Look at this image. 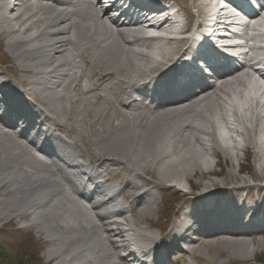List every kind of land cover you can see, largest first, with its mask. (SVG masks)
<instances>
[{"label":"bare ground","instance_id":"bare-ground-1","mask_svg":"<svg viewBox=\"0 0 264 264\" xmlns=\"http://www.w3.org/2000/svg\"><path fill=\"white\" fill-rule=\"evenodd\" d=\"M11 1L12 2H10V0H0V8L3 9L5 7V12L3 13L2 11L0 13V32L9 39L7 47L12 50L18 68L23 74L19 82L23 87H26V92L29 96L40 97L42 100H47V97L52 94L49 93L50 89L54 90L58 87L61 88V91L55 92V97H62L63 99H69L71 97L77 98L78 96L87 97L86 93H74L72 95L71 83L78 80L79 73L81 76L88 75V82H90L93 72H87L88 65V69L92 66H98L101 71H105L98 79V88H105V85H102L101 82L104 81L103 79L107 76L123 75L128 83L125 80H119V83L116 84L118 90H122L125 85H130L131 92L140 93L142 86L145 85L140 84L138 86L137 83L143 81V79L140 80V77L149 78L157 69L165 68L168 63L180 61L182 54L178 56V53L180 44L183 42L179 41H176L177 47L159 46L153 48L150 52L135 51V45L140 44L142 47L148 49L151 45V42L148 40L155 39H145L137 35L139 31L133 34L125 33V30L130 29L131 26L134 27L139 25V21L137 20L134 23L124 21L126 25L124 23L112 22L108 12L106 13V11L103 12L100 10L98 5L100 0H39L38 2L49 1L50 4L44 6L40 4L34 6L29 4V0ZM75 1H77L76 6L73 5ZM61 5L66 6L68 9L64 8L58 10V6ZM80 5H84L91 9V13L95 12L97 15L93 16L91 19H86L87 22H83L85 15ZM140 5L148 6L149 4ZM198 5L199 11L197 10V13L200 17H204L206 13L205 8L208 3L199 2ZM115 6L120 8L118 2ZM139 10L140 9H127V12L129 14H137ZM138 13L139 18H144L141 12ZM6 15H9L8 17L13 15L12 20L9 21L6 19ZM123 16L129 17V15L125 13H123ZM233 17L234 16L230 15L229 19ZM224 18L227 19L226 17ZM160 27L162 26L160 25ZM99 31H101V33H98L96 37V33ZM182 31H186V28L182 29ZM187 31H189V29H187ZM254 31V35H250L249 32L246 33L245 44L249 50L245 56L246 62L242 70L229 74L230 81L225 83L219 82L218 86H211L208 90L204 91L201 96L192 98L185 104L174 106L170 109L161 108L153 112L155 115L154 120L162 113L165 114L163 117L167 121L161 130H158L154 136H150L157 140L159 151L165 152L162 156L163 158L159 155H155L156 161H151L150 158L147 160L142 159L141 165L143 167L137 165L139 164L138 161V163H136L134 160L128 161L126 158L125 160L116 158L107 159L104 162H111V166L120 167V172L113 175L120 176V173H133V177L127 180L126 184L128 188L137 192L143 189L141 185L137 183V180L142 179V175L139 172L142 170L148 174L151 172L145 162L150 163L151 167H154L157 163V170H154L153 173L158 172L161 179L167 178L168 181L173 179V183L176 182L178 185H181L183 180L192 175L190 172H192L194 166L201 171L210 169L211 161L205 156L211 153V151L220 149V151L218 150L215 152L217 156H219L218 153H221L239 161L240 159H238L234 150L242 149L247 151L249 143L252 145L254 144L253 148L256 149L255 153L257 157H255V161L257 162L258 171L260 173L264 172V100L261 102V100L264 99V85L263 82L260 81V79H264V75L261 74L260 70L256 67L258 63L264 64V57H262L264 46L257 42H264V33L258 32L257 28H255ZM85 33H89L90 36L84 38L83 34ZM181 34H183V32H181ZM123 36H125V39L122 44H116L117 38H122ZM126 41L127 44L125 43ZM185 41H189L188 38H186L184 42ZM166 43L170 44L169 41ZM120 46L125 47V50L121 51L122 48ZM204 48H206V46H204ZM70 49L74 52H71ZM118 52H120L121 56ZM111 53H113L112 56H110ZM200 54H203V52L200 51ZM87 55L91 56L89 61H85L88 57ZM69 57L72 59V63L69 67L75 64V70L70 74H66L64 71L65 60L66 58L69 59ZM207 60H209L208 57ZM180 62L178 63L179 65L181 64ZM163 79L164 77L162 76L161 81ZM157 82H159V79L154 78L149 84L154 88V86L158 84ZM96 85L97 84L91 83L90 86L96 90ZM38 87L42 90L38 91ZM8 91L11 92L9 88ZM167 92L174 94V92L169 89H167ZM151 93L152 89L145 90L142 94L150 97ZM13 94L16 96V92ZM124 95H128V93ZM4 97L9 99L5 94ZM95 97H97L98 100H105L106 103H109L110 100L109 95L106 93H93L91 98ZM84 99H88V97ZM98 106H101V104H98ZM131 106V113L127 118L120 116V113L117 111L122 119L119 118L116 124H114L107 133L110 137H112V134L115 136L113 137V139L116 140L115 143H126L124 142L126 140L124 137L121 141L117 140L120 138L118 131L125 127L129 120L134 129V136L133 138L131 137L128 143H130L134 150L136 149V160L140 158L139 155H141L143 148H145L148 143H150V146L153 144L150 138L149 141L144 142L148 137H143L145 134L143 128L148 126L149 120L151 121L154 116L148 120H144L146 118L143 113L139 112L137 106ZM82 110L84 111V109ZM93 112L98 115L101 114V116H107L109 110L107 106L106 108L101 106V108L96 107ZM112 113L115 114L114 112ZM230 113L232 119L229 118ZM181 122H183V125L179 129L177 126ZM172 123L174 124V129H170ZM162 132H166V136L163 140L159 138ZM6 140L7 138L1 139L3 142L1 143L0 150L7 147ZM127 145L128 144H126V146ZM108 146L109 145L101 147V151H103V154L113 155V152ZM119 146H116L115 149H111L114 150L115 153L119 152L121 150ZM151 148L152 147H148V149ZM58 153L60 154V152ZM20 154L21 151L18 148L13 158H17ZM100 154L98 148V155ZM67 156H69V154H67L66 157ZM188 156L191 158V162ZM1 161H3L2 158H0V190L8 185L10 188L9 191L13 194L10 197L7 196L0 199V218L11 215H15L16 218H18L23 215L21 212L23 207H27L33 215L41 213L42 208L46 207L48 209V216L46 215L47 228H49L48 232L46 231V240L54 244L62 242L67 243V247H59L57 252L54 253L58 258L67 256L68 248L72 247L70 252L74 251L73 254H76L74 257L75 262L82 256L85 258L83 264H91L94 263V261L97 262V260L98 264L129 263V258L132 256H118L116 250L119 247L126 248L128 246V240H136V236H142L133 233L130 234V239L126 238V235L138 227L137 222L134 221V212L126 208L119 213H115L114 215L119 214L126 217L122 222L117 221L109 225L102 222L99 226H91L92 223H90L89 220H87V222H89V226L87 227L71 224L66 219L65 213L63 212V210H70L62 203L65 199L67 202H69V200L63 193H58L61 185L68 186L67 182L69 179L66 177V175H69L68 173L64 172L63 169L48 168L51 164H47V166L43 164V167H46L41 169L32 166L28 160H23L19 165L10 163L2 164V166H6L5 169H3ZM188 162L191 163V169L188 167ZM195 163L196 165H194ZM241 170L240 168V171ZM234 175L237 176V174L233 172L231 176ZM16 177L21 178L25 182L22 181L18 183ZM102 178V173L95 177L89 176L88 183L92 185L97 183L99 188H103L105 184L104 181H101ZM250 178V180L255 181L252 176ZM242 182L247 185L245 180H242ZM141 183L145 186L149 184L142 180ZM24 184L26 185V189L23 188ZM248 186L250 188L257 187L254 185ZM53 187L57 188V190L52 189ZM212 188L213 185L207 182L202 193L209 194L212 192ZM103 189L107 190L108 188L105 187ZM51 195L57 197L63 196L65 199L62 198V201H59L58 204L54 203L52 199L44 201L45 198L43 196L50 197ZM148 197L149 194L147 192H142L137 195L139 205L143 206L145 209L148 205ZM94 208L96 209L97 206H94ZM146 212L150 214L151 210L147 209ZM141 214L142 213L138 215L141 217ZM129 215L131 217L133 216V218H130ZM43 216L44 215H42V217ZM97 216L98 214L96 217ZM42 217L41 215L37 216L39 219ZM49 217L51 221L48 219ZM104 219L105 218H100L99 221ZM39 221H37L38 226L41 224ZM185 226L188 227V231L197 234L198 231L193 230V228H195L194 225L188 223L185 224ZM49 230H53L52 232H55L57 235H53ZM78 230L85 231V235L90 238L85 241L84 245H80V237L67 238L65 235L70 232H77ZM94 238L103 239V245L107 248L98 250L99 246L97 244H91V240ZM113 238L115 240L121 239L117 240L120 244L117 245L116 243L118 242ZM145 239L148 241L153 240L149 236H146ZM178 239L179 241H186L189 239V236L183 235ZM244 243H247L244 238L223 239L225 249L232 252L242 250V248H244ZM249 248L248 251L250 253L255 252L254 247L250 246ZM142 253H144V251ZM83 258H81V261H83ZM72 259L73 256L67 260L66 257L64 258V260H66L65 263L70 262Z\"/></svg>","mask_w":264,"mask_h":264},{"label":"rangeland","instance_id":"rangeland-1","mask_svg":"<svg viewBox=\"0 0 264 264\" xmlns=\"http://www.w3.org/2000/svg\"><path fill=\"white\" fill-rule=\"evenodd\" d=\"M32 2H34V0L30 1L29 4H32ZM193 2H194V5H193ZM199 2H203V0H178V3L183 8H185V12H186V16H188V20L189 18H192L194 15H198L197 10L199 11V5H198ZM2 11L3 13L5 12V7L3 9L0 8V13ZM84 15H85L84 22H87L86 19L89 15L87 13ZM11 17H13V15H11ZM5 18L8 19L9 21L12 20L7 15ZM0 27H1V20H0ZM83 35L85 36L88 34H83ZM97 35L98 34H96V37ZM8 40L9 39L0 32V75L4 77L2 73L4 72L8 75L10 74L11 77H14V78L16 77L17 80H20V77L23 74L18 68V65H17V62L15 61L12 50L7 47ZM113 40H114V37H113ZM116 44H118V41ZM150 50H153L152 45L149 46L147 52H150ZM121 51H124V49H122ZM118 53L121 56L120 52ZM112 55L113 53L110 54V56ZM87 56L88 57L87 58L85 57L86 58L85 60L89 61L91 59V56L89 55ZM87 68H89V65L87 66ZM91 71L93 72L91 81L97 80L101 76V74L105 73V71H101L98 68V66H92L90 68V72ZM142 78L144 77H140V80ZM121 79L127 81V79H125V76L123 75H116L112 77L107 76L104 79V81H106L105 88L110 94L111 96L110 98H112L109 100V103H106L105 100L100 101L98 100L97 97L91 98L92 97L91 95H87L88 99H86V101L85 100L83 101V97H77V98L71 97L69 99H64L61 102L62 107L64 108L59 109L60 107L53 108L52 106L53 104H51V103H55L54 100L56 99L50 98V100L47 102L41 101L40 99L38 100H40V103H42L46 108L49 109L51 114H54V116L60 117L59 119L60 123L67 129L72 140H74L78 148L85 154L88 160L97 161L99 156H103L106 160L112 159V158L125 160L126 158L128 161L134 160L136 163L139 162V164L137 165L143 167L141 165L142 159L147 160L148 158H150L151 161H156L155 155H159L160 157H162L165 154V152L163 153L161 152V150L159 151V145H157L158 143L157 140L151 138L150 136L151 135L154 136L158 130H161L167 121L163 117L165 116V114H161V116L158 115L159 117H157L156 120H154L155 118L154 114L144 113L145 118H146L144 120H148V117L151 118L152 116H154L153 119L151 120L152 123L149 120L148 126L143 128L144 130L143 132L145 133L143 137L145 138L148 137L147 139L144 138L145 139L144 142L149 141L151 139L153 144L152 146H150L149 145L150 143H148V145H146V147L143 148L141 155H139L140 158H137L136 160H135L136 158L135 156H137L135 154L136 149L134 150V148L130 145V143H128L131 137L133 138L134 136L133 135L134 129L129 120L126 126L118 131L120 138H118L117 140L121 141L124 137L126 139L124 142L126 143H123V144L121 143L119 144L118 142L115 143L116 140L113 139V137L115 136H113V134H112V137L108 136L107 131L111 127H113L114 124H116V121L119 120L120 116H123V118L124 117L127 118L130 116V113H127V114L122 113V110H124V108L119 105L116 99V96H118V94H121V96L125 98L123 91H119L118 86H116V84H118L119 80ZM71 87H72L71 88L72 95L74 93L79 92V89H78L79 85L77 86L76 82L72 83ZM115 87L117 88V90ZM90 88L92 89V87ZM41 90H42L41 88H38V91H41ZM98 104H101V106H103L104 108H106V106L108 107L109 112L107 113V116H104V115L101 116V114L98 115V114H95V112H93V110L96 107L101 108V106H98ZM82 109H84V111ZM59 111L61 112L64 111V112L62 114ZM117 111L120 113V116L117 113ZM112 112H114L115 114H113ZM182 123L183 122H181L177 126V128L180 129L181 126L183 125ZM173 126L174 124L172 123L170 126V129H174ZM165 133L166 132H162L160 134L161 137L159 138L163 140L166 136ZM235 138H236V135H235ZM1 139H4L3 136H0V146H1V143L3 142L1 141ZM126 144L128 145L126 146ZM106 145H109L108 148L113 152V155L103 154V151H101V147H104ZM16 146H21V145L12 143L11 145L10 144L7 145V147L4 148L3 150H0V158H2L3 160L1 161V166L2 164H8V163L19 165L26 158V156H22V153L17 158H13L15 149L19 148ZM116 146H119L121 150L115 153V151L112 149H115ZM248 146L249 147L247 151H244L242 149L234 150L237 154L238 159H240L239 161H237L236 159L229 158L230 156L228 157L227 155L221 154V153H218L219 156H217L215 152L218 150L220 151V149L211 151V153H208L205 156L207 159H209V161H211V165L209 167L210 169H205L202 171L196 168L195 166H194V169L191 167V163H190L191 158L189 157L190 156L189 155L188 158H190V160L189 159L188 160L190 162H188V167L190 169L192 168V172H190L192 175H190L185 180H183L181 185H178V183L176 182L173 183L172 182L174 181L173 179L170 181H168L167 178L161 179V176L159 175L158 172H157L158 174L153 173L154 170H157V167H158L157 163L154 165V167H151L150 163L145 162L148 168L151 170V172L148 174L144 170L142 171L149 178H152L154 180L151 182L148 181L147 183L151 184L155 182L156 184L157 183L160 184L161 187L166 188V190H161V192H159L160 195L158 196L159 202H161V204L164 205L163 210L165 211H161L159 213L153 211L152 213L151 204L149 203L146 209L143 206L138 207L137 209L141 210L142 214L140 217V215H138L140 214L138 211V214L135 215L134 217L135 218L134 221L137 222L138 227H139L138 231H136L135 233L142 235L140 236V238L144 241L146 240L145 239L146 236L151 235L152 233H155L156 236H158L161 233L165 234L166 231L165 230L163 231V229L166 228L165 223L168 221L167 218L175 221L178 217L177 213L173 217H172V214L174 213V211L179 209L180 205L181 207L179 210L181 214L186 209H188V207L191 206L190 204L191 200H190V197L187 196V192H189V190L202 191L207 182L211 183V185H215V191H217V194H218L216 195V199H219V197L224 195V193L226 192L224 191L225 187L229 189V187H238V186L243 185L242 180H245L247 185H255L257 187L264 186V172L260 173L258 171L257 162L255 161V157H257L255 153L256 149L253 148L254 144L252 145L251 143H249ZM148 147H152V148L148 149ZM98 148L101 153L100 155H97ZM239 148H242V147H239ZM95 155H97L98 157L94 158ZM29 161L31 160L29 159ZM32 163L35 164V167H38L41 169L44 168L42 167L41 164L36 163L35 161ZM194 165H196V163ZM5 167H6L5 165L2 166L3 169H5ZM240 168L242 169L241 171H240ZM233 172L236 173L237 176L235 175L231 176ZM251 176L254 178L255 181L250 180ZM16 179L18 180L17 181L18 183L24 181L19 177H16ZM115 181H118V180H115ZM7 186L3 187V189L0 190V199L5 198L7 196L10 197L13 194L11 191H9L10 189L7 190ZM23 188L26 189L25 184L23 185ZM52 189L57 190V188H54V187ZM168 194H171L169 195V199L164 200L163 199L164 197L162 196L165 195L167 198ZM255 195L256 194H254V196ZM61 197L64 199L63 196ZM158 198L155 199L156 202L158 201ZM175 198H177V201L175 200ZM251 199H252V196L249 197V200ZM175 206L177 207L175 208ZM68 207H70V205H68ZM169 207H172V208H169ZM24 208L25 207H23L21 211L24 214L18 218L14 217L13 219H11L9 216L0 218V229L3 228L0 230V248H3L8 254V256L6 257L5 264L15 263L14 262L15 260H19V259H16L19 256V254L24 255L27 252L28 253L31 252L30 254L31 259H29V263L31 262L32 259H34L32 262L36 263L38 261V264H67L68 262L65 263V261L71 258L70 256H71L72 251L70 252V249L72 247L68 248L67 256H65L66 260H64L65 257L58 258L57 255H55L54 253L57 252V249L59 247L60 248L64 246L67 247V243L62 242V243L54 244V243L48 242L46 240V231L48 232L49 228H47L46 217H42L41 219H39L40 222L42 223L41 227L34 228L32 227L31 223L35 221L36 217H33L34 215L29 214L27 212L28 210ZM147 209L151 210V214H148V212H146ZM153 209H155V207H153ZM44 210H45L44 214H46V207H44ZM134 210H136V205H134ZM72 218L73 216H71L69 219H72ZM77 218L81 219V215L80 216L78 215ZM178 218H180V214ZM48 219L51 221L50 217ZM17 230L23 231V233L22 232L18 233ZM52 231L53 230H49V232H51L53 235H57L55 232H52ZM65 235L67 238L80 237L81 239L80 245H84L85 241L87 239H90L85 235L84 231L82 230H78L77 232H70ZM98 240L101 241L103 244L104 242L103 239L100 240L99 238ZM246 241L247 243L243 244L244 248H242V250L238 252H232L228 249H225L223 243L221 242L218 243L217 241H212V243H208L205 245L202 244L199 246L198 244H195V249L197 253H200L202 256L203 261L200 260L202 264H220V262L223 261V255L221 256V253L223 251H225L228 255L234 258L232 260V259H229V256H226V259L228 258V263H225V264H260L259 261H264V236H260L258 239H254V240L248 239ZM102 244H98L99 245L98 250H101V248H104V249L107 248L106 246ZM100 245L102 247H100ZM250 246L255 248V252L250 253L248 251L250 249L249 248ZM216 250H217V253H216ZM255 262H259V263H255ZM91 264H98V262L96 263L94 261V263H91Z\"/></svg>","mask_w":264,"mask_h":264},{"label":"trees","instance_id":"trees-1","mask_svg":"<svg viewBox=\"0 0 264 264\" xmlns=\"http://www.w3.org/2000/svg\"><path fill=\"white\" fill-rule=\"evenodd\" d=\"M31 252L30 253H26L24 255H20L16 258V259H19V260H15L13 264H38V261L35 263V262H32L34 259L31 260V262L29 263V259H31V256H30ZM8 256L7 252L3 249V248H0V264H5V261H6V257ZM4 258V260H3Z\"/></svg>","mask_w":264,"mask_h":264}]
</instances>
